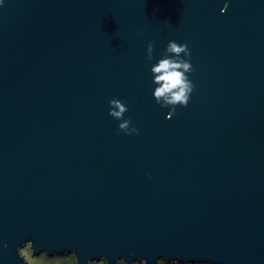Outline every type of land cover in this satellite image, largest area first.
<instances>
[{
  "label": "water",
  "instance_id": "water-1",
  "mask_svg": "<svg viewBox=\"0 0 264 264\" xmlns=\"http://www.w3.org/2000/svg\"><path fill=\"white\" fill-rule=\"evenodd\" d=\"M170 40L194 85L171 117L151 72ZM27 244L264 264V0L0 3V264Z\"/></svg>",
  "mask_w": 264,
  "mask_h": 264
},
{
  "label": "clouds",
  "instance_id": "clouds-1",
  "mask_svg": "<svg viewBox=\"0 0 264 264\" xmlns=\"http://www.w3.org/2000/svg\"><path fill=\"white\" fill-rule=\"evenodd\" d=\"M3 3V0H0ZM226 11V8L224 9ZM167 24V22H166ZM154 42H149L147 47V58H153ZM190 56V50L186 43L181 44L175 40H170L166 46L162 58L151 67V72L154 74V83L157 87L154 90V97L157 103L162 106H172V111L169 112V117L175 112L177 105L187 106L194 85L189 79L188 73L193 71L190 60L184 56ZM109 115L121 121L119 130L126 134L138 133L139 129L131 126V119H124L125 112L128 111L127 105L120 99H111L109 101ZM88 264H110L107 257L99 260H89ZM117 264H128L127 258L121 257ZM133 264H148L145 260H135ZM157 264H181L179 260L168 261L161 257L157 260Z\"/></svg>",
  "mask_w": 264,
  "mask_h": 264
},
{
  "label": "rangeland",
  "instance_id": "rangeland-1",
  "mask_svg": "<svg viewBox=\"0 0 264 264\" xmlns=\"http://www.w3.org/2000/svg\"><path fill=\"white\" fill-rule=\"evenodd\" d=\"M23 254L27 257L31 264H77L76 257L73 253L66 252L54 255L42 253L37 255L33 253L29 244L23 248Z\"/></svg>",
  "mask_w": 264,
  "mask_h": 264
}]
</instances>
